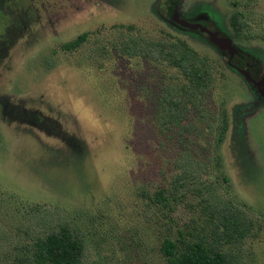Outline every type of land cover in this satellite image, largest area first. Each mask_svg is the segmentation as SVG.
Masks as SVG:
<instances>
[{
	"label": "rangeland",
	"instance_id": "rangeland-1",
	"mask_svg": "<svg viewBox=\"0 0 264 264\" xmlns=\"http://www.w3.org/2000/svg\"><path fill=\"white\" fill-rule=\"evenodd\" d=\"M12 1L16 15L0 16V264L44 217L77 229L83 264H168L163 239L201 230L211 194L254 221L229 250L264 264V0ZM172 44L200 56L210 86L192 87Z\"/></svg>",
	"mask_w": 264,
	"mask_h": 264
},
{
	"label": "trees",
	"instance_id": "trees-1",
	"mask_svg": "<svg viewBox=\"0 0 264 264\" xmlns=\"http://www.w3.org/2000/svg\"><path fill=\"white\" fill-rule=\"evenodd\" d=\"M174 3L175 0H165L164 6L171 11ZM232 24L235 28L240 26L237 14L233 15ZM85 37L79 36L65 44L64 48L76 49ZM161 49L165 53V47ZM166 55L174 66L183 69L197 91L203 86H210L215 80L212 71L201 65L200 56L189 46L172 44ZM224 128H227L226 124ZM167 193L162 189L154 199L167 203ZM205 204L207 217L201 230L195 227L187 233L180 230L177 239L170 236L163 239L161 251L168 264H241L239 254L229 250V247L242 246L254 229V221L240 207L212 194L205 198ZM38 226L40 230L26 231V236L14 244L10 264L84 263L86 244L76 228L61 221L50 222L45 217L38 222Z\"/></svg>",
	"mask_w": 264,
	"mask_h": 264
},
{
	"label": "flooded vegetation",
	"instance_id": "flooded-vegetation-1",
	"mask_svg": "<svg viewBox=\"0 0 264 264\" xmlns=\"http://www.w3.org/2000/svg\"><path fill=\"white\" fill-rule=\"evenodd\" d=\"M13 3V1L12 0H0V16L1 15H3V14H5V10L6 9H8L9 11V13L11 14V13H13V11L10 9V6H11V4ZM11 10V11H10ZM176 10V11H175ZM175 10L173 9V12H172V14H171V16H173V18H176V21H180V20H185V17L183 16V14L179 11V9L178 8H175ZM15 13V12H14ZM13 13V14H14ZM10 14H7L8 16L6 17V18H8L9 17V15ZM15 15H16V13H15ZM205 17V15H198L197 17H196V19H202V18H204ZM2 18V17H1ZM185 21H187V22H189V23H195V21H188V20H185ZM197 21V20H196ZM198 24H200V23H198ZM183 26H185V25H183ZM203 27H205L204 25H203ZM199 29L198 30H201V32H204V33H206V34H208V32L207 31H205L203 28H202V26L201 27H198ZM261 86L262 85H260L259 84V93H260V95L263 97L264 96V90H262V88H261ZM264 98V97H263Z\"/></svg>",
	"mask_w": 264,
	"mask_h": 264
},
{
	"label": "water",
	"instance_id": "water-1",
	"mask_svg": "<svg viewBox=\"0 0 264 264\" xmlns=\"http://www.w3.org/2000/svg\"><path fill=\"white\" fill-rule=\"evenodd\" d=\"M180 23L182 25H185L187 27H191V28H197L201 25L199 24H193V23H189L185 20H180ZM205 31L209 32L210 34V38L216 43L219 44L222 48L228 47L230 48V50H232L233 52H236V49L232 46L231 41L228 38L225 37H219L217 32H211L209 31L207 28L202 27Z\"/></svg>",
	"mask_w": 264,
	"mask_h": 264
}]
</instances>
